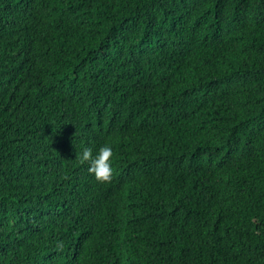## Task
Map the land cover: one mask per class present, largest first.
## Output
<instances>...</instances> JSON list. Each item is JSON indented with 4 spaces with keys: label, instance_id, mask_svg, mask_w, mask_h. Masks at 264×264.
Here are the masks:
<instances>
[{
    "label": "trees",
    "instance_id": "trees-1",
    "mask_svg": "<svg viewBox=\"0 0 264 264\" xmlns=\"http://www.w3.org/2000/svg\"><path fill=\"white\" fill-rule=\"evenodd\" d=\"M0 264H264V0H0Z\"/></svg>",
    "mask_w": 264,
    "mask_h": 264
},
{
    "label": "clouds",
    "instance_id": "clouds-1",
    "mask_svg": "<svg viewBox=\"0 0 264 264\" xmlns=\"http://www.w3.org/2000/svg\"><path fill=\"white\" fill-rule=\"evenodd\" d=\"M113 150L110 145L105 144L99 148L94 155L91 148H84L81 153L76 154V160L81 164H88V172L100 183L110 182L113 177L111 158Z\"/></svg>",
    "mask_w": 264,
    "mask_h": 264
}]
</instances>
